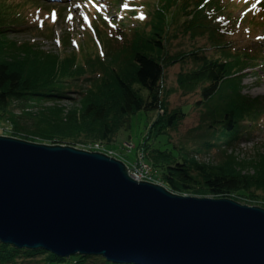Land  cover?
Instances as JSON below:
<instances>
[{"label": "trees", "instance_id": "1", "mask_svg": "<svg viewBox=\"0 0 264 264\" xmlns=\"http://www.w3.org/2000/svg\"><path fill=\"white\" fill-rule=\"evenodd\" d=\"M185 1L189 2V6H196L186 11L185 31L193 26L198 36L204 34L202 29L213 30L217 36V31L212 29V18L214 10L221 6L211 1L207 5L202 4L203 0H179L180 10L185 8ZM161 2L163 7L159 5L155 8L151 19L147 11L139 18L143 24L140 28L152 25L149 36L142 40V43L145 42L143 45L135 40L136 32L135 41L129 48L122 45L110 50L106 42L104 56L91 54V59L80 48L76 53L77 59L73 58L70 62L64 58L58 60L54 54L36 51L25 41L9 39L8 33L20 27L17 17L2 12L7 4L4 2L1 7L0 3V124L12 127L11 134L15 136L38 143L78 147L80 141L90 139L113 146L118 131L129 127L131 115L139 111L156 112L146 134L133 144L131 152L135 151V160L127 161L128 165L139 161L141 153L140 160L148 162L155 172L154 176L150 170V176L173 193L227 197L250 205L257 203L255 206L264 208V151H256L251 157L230 153L236 140L243 136L249 139L260 124L261 114L255 116L259 114L258 104L261 103L242 94L240 73L264 64L263 47L258 45L259 52L240 48H234L233 52L216 44V48H221L217 56L193 52L190 56L195 67L176 76V83L182 92L200 89L201 99L198 102L207 112L208 127L221 128L222 142L219 146L222 158L217 161L202 160L184 146H175L167 137L164 141L157 140L168 129H174L186 115L182 108L168 111L160 97L161 79L167 61L163 63L162 59L142 51L162 50L160 39L169 26L167 15L173 13L167 11L169 3L165 0ZM197 10L209 15V19L206 17L208 22ZM215 38L219 41L218 36ZM67 41L64 42L68 44ZM89 41L93 42L92 39ZM38 57L45 64L36 69L30 59ZM175 62L171 59L168 64ZM98 65L102 68L100 75L87 77ZM62 100L69 105L58 103ZM47 102L51 105H46ZM211 146L214 144H205L206 148ZM118 150L123 151L120 155L128 151L123 147ZM0 264L114 263L98 256L61 258L44 250L18 249L0 242Z\"/></svg>", "mask_w": 264, "mask_h": 264}, {"label": "water", "instance_id": "2", "mask_svg": "<svg viewBox=\"0 0 264 264\" xmlns=\"http://www.w3.org/2000/svg\"><path fill=\"white\" fill-rule=\"evenodd\" d=\"M0 242L114 264H264V208L137 181L99 152L0 135Z\"/></svg>", "mask_w": 264, "mask_h": 264}, {"label": "rangeland", "instance_id": "3", "mask_svg": "<svg viewBox=\"0 0 264 264\" xmlns=\"http://www.w3.org/2000/svg\"><path fill=\"white\" fill-rule=\"evenodd\" d=\"M165 1V3H169L167 11L173 13V15H167L166 20L169 26L167 25L160 39L162 50L157 52L155 49H143L142 51L162 59L163 63L167 61L161 79L160 97L164 100L168 111L182 108L186 115L174 129H168L166 134L159 136L157 140L164 141L167 137L168 141L175 146H184L191 154L197 155L202 160L217 161L223 156L219 146L222 142L221 128L208 127L210 121H208L207 112L202 103L198 102L201 99L200 89L190 93L182 92L176 83V76L179 72H186L195 67V63L190 56L193 52L209 57L217 56L221 48L233 52H235L234 48L259 52L257 49L258 45L264 43V0H203L202 4L208 5L211 1L216 2L215 4L218 7L221 6L214 10L212 18V29L217 31L219 41L215 38L217 37L215 32L210 29H202L204 34L199 36L198 31L193 26H189L190 28L185 31L183 25L187 20L186 11L190 8H196L195 5L189 6V2L185 1V8L180 10L178 8L179 0L176 4L174 3L176 0ZM4 2L8 7L2 12L17 17L16 21H18V25L21 28L16 27L19 30L8 33L9 39L17 42L25 41L36 51L54 54L58 60L64 58L63 60L69 62L73 58L77 59L76 53L80 48L84 49L85 55H88L91 59L92 55L98 54L102 56L98 52L100 47H102L104 56L107 51L106 42L110 50L117 49L116 46L120 48L122 45L129 48V45L135 40H138V44L143 45L145 42L142 43V40H144V37L147 38L149 36L150 26L152 25L146 24L147 26L140 28L139 26L143 24L140 23L141 19L139 17L147 11L151 19L154 9L163 4V2L160 4V0H94V2L89 3L88 8L85 5V0H58L54 4L43 3L45 5H42L37 0H0L1 7L4 6ZM14 5H16L15 9L13 8ZM49 6L55 16L51 20L52 23L47 18ZM55 8L57 9L56 11ZM196 12L204 18L205 22H208L209 15L204 14L202 10H197ZM88 16H90V20L87 21ZM118 22L120 23L118 24ZM117 24L119 33H117ZM83 27L85 28L83 29ZM108 28H116L112 38ZM96 33L98 40L94 42L93 39ZM108 33H110V36ZM135 33L137 38L133 40ZM91 39L93 42L89 41ZM65 40L67 43L69 42V46H66L68 44L64 42ZM64 44L65 47H63ZM216 44L221 45V48H216ZM253 45H256V47ZM181 55H183L182 60H179ZM171 59L176 60V62L169 65L168 62ZM30 60L36 69L45 64L39 57L31 58ZM251 69H245L240 73L242 94L261 103L258 104L259 114L257 113L255 116L259 117L261 114V120L249 139L243 136L235 141L231 152L229 150L230 153L233 152L238 157H251L256 151H264V66L261 65L254 70ZM93 70L95 71L89 72L87 77H98L102 72V68H99V65L94 66ZM72 96L74 95L72 94ZM58 103L64 106L69 105L65 100L58 101ZM45 104L51 105V102ZM260 107L262 108L260 109ZM156 115V112L150 111H139L131 115L129 127L118 131L112 143L113 146L95 147V144H97L95 142L97 141L86 139L84 141H86L87 145L81 146L84 141H80L78 147L91 152L101 150L103 153L122 161L128 166L127 168H131L127 161L132 162L135 160V151L131 152L133 144L146 134L147 128ZM252 122L255 121L252 120ZM243 124L246 123L244 122ZM0 135H10L8 128L6 129L3 124H0ZM150 140L154 141L153 138ZM206 143H213L214 146L206 148ZM119 144H122L123 148L128 151L120 155L123 151L119 152L118 149L122 148H119L121 146ZM164 146H167V144ZM139 158L142 160L141 153ZM140 159L139 162L145 163L149 170H152V166L148 162ZM154 174L155 172L152 170V175ZM146 181L162 185L160 181L155 182L150 175L146 178ZM239 203L248 206L257 204Z\"/></svg>", "mask_w": 264, "mask_h": 264}, {"label": "built area", "instance_id": "4", "mask_svg": "<svg viewBox=\"0 0 264 264\" xmlns=\"http://www.w3.org/2000/svg\"><path fill=\"white\" fill-rule=\"evenodd\" d=\"M95 147H97V144H95ZM128 171L129 175L137 181L148 178L149 169L147 165L142 162L133 164Z\"/></svg>", "mask_w": 264, "mask_h": 264}, {"label": "bare ground", "instance_id": "5", "mask_svg": "<svg viewBox=\"0 0 264 264\" xmlns=\"http://www.w3.org/2000/svg\"><path fill=\"white\" fill-rule=\"evenodd\" d=\"M263 45H264V43H260L259 44V46L260 47H263ZM5 126H6V129L8 128V133L10 134V135H8V137H12V138H16V139H19V140H23V141H28V142H32V143H38V142H35V141H32V140H28V139H24V138H21V137H19V136H15L13 133L11 134V131H13V129H12V127H10L8 124H4ZM95 143H97V147L98 146H103V147H105L104 145L106 144V143H101V144H99V141H97V142H95ZM87 145V143H86V141H84V142H82L81 143V146H86ZM121 146L120 147H123L122 146V144H120ZM71 147H74V146H71ZM75 148H78V149H80L79 147H76L75 146ZM96 152H99V153H102V154H104V155H107V156H109V157H112V158H114V159H116L115 157H113V156H111V155H108V154H106V153H103L101 150H95ZM117 160V159H116ZM120 161V160H119ZM47 252V251H46ZM50 253V252H49ZM52 254V253H51ZM54 255V254H53ZM56 256V255H55ZM74 256V255H73ZM56 257H58V256H56ZM71 257V256H70ZM61 258H65V257H61ZM68 258V257H67Z\"/></svg>", "mask_w": 264, "mask_h": 264}, {"label": "clouds", "instance_id": "6", "mask_svg": "<svg viewBox=\"0 0 264 264\" xmlns=\"http://www.w3.org/2000/svg\"><path fill=\"white\" fill-rule=\"evenodd\" d=\"M88 151V150H87Z\"/></svg>", "mask_w": 264, "mask_h": 264}]
</instances>
